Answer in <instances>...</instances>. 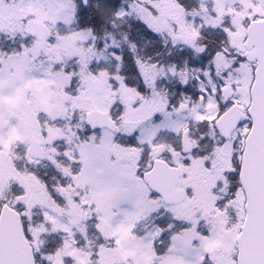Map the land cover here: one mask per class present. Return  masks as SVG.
<instances>
[{
	"label": "snow or ice",
	"instance_id": "1",
	"mask_svg": "<svg viewBox=\"0 0 264 264\" xmlns=\"http://www.w3.org/2000/svg\"><path fill=\"white\" fill-rule=\"evenodd\" d=\"M0 264H264V0H0Z\"/></svg>",
	"mask_w": 264,
	"mask_h": 264
}]
</instances>
